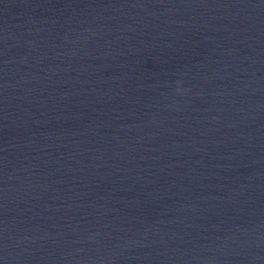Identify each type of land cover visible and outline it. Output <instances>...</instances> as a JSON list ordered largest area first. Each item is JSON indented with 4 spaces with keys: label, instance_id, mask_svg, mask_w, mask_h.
I'll return each mask as SVG.
<instances>
[{
    "label": "water",
    "instance_id": "water-1",
    "mask_svg": "<svg viewBox=\"0 0 264 264\" xmlns=\"http://www.w3.org/2000/svg\"><path fill=\"white\" fill-rule=\"evenodd\" d=\"M0 264H264V0H0Z\"/></svg>",
    "mask_w": 264,
    "mask_h": 264
}]
</instances>
